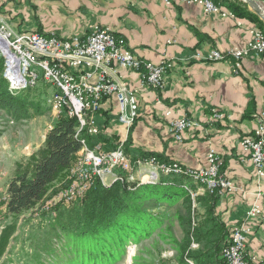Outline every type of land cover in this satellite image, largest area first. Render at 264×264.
I'll return each mask as SVG.
<instances>
[{"label": "crops", "instance_id": "obj_1", "mask_svg": "<svg viewBox=\"0 0 264 264\" xmlns=\"http://www.w3.org/2000/svg\"><path fill=\"white\" fill-rule=\"evenodd\" d=\"M0 18L17 31L64 39L85 37L95 26L109 27L137 57L156 64L171 62L160 89L142 84L139 72L123 69L120 80L138 92V117L127 128L119 121L116 97L105 98L96 114L101 132L91 141L112 150L108 144L117 140L133 159L154 153L161 161L192 168L207 167L208 154L215 150L221 171L237 187L217 193L216 215L228 228L249 227L247 256L264 262V179H258L250 154L241 145L243 137L254 133L257 116L264 110V56L243 57L238 70L233 56L218 61L194 56L243 48L260 27L247 18L208 12L190 0H0ZM217 112L223 117H216ZM183 117L197 124L186 128L179 140L171 122ZM101 136L103 142L97 140ZM172 176L160 174V181ZM191 188L198 196L207 194L194 181ZM253 204L262 212L248 218ZM206 206L198 201L200 219ZM164 208L169 214L174 211Z\"/></svg>", "mask_w": 264, "mask_h": 264}, {"label": "trees", "instance_id": "obj_2", "mask_svg": "<svg viewBox=\"0 0 264 264\" xmlns=\"http://www.w3.org/2000/svg\"><path fill=\"white\" fill-rule=\"evenodd\" d=\"M211 1L239 18L253 21L264 31V20L245 1ZM2 71L0 61V109L16 119L30 117L31 109L41 114V104L31 96L33 89L12 94ZM78 125L76 117L61 115L46 133L44 145L28 163L18 165L6 191L5 216L10 222L0 234V261L17 230L20 214L36 207L54 181L76 162L82 147L81 137L76 136ZM168 175L173 176L137 186L120 180L106 185L97 178L77 202L57 204L46 230L31 240L34 250L26 252V264H116L126 254L129 243L139 244L164 224L174 222H178L183 236L177 238L168 226L166 238L175 244L177 264H187L189 258L201 264H224L222 249L231 237L232 228L216 215L217 194L208 192L199 196L198 201H205L207 206L205 215L197 220L192 178ZM169 206L174 208L170 214L164 208ZM193 241L199 243V248H191ZM247 258L250 264H264Z\"/></svg>", "mask_w": 264, "mask_h": 264}, {"label": "built area", "instance_id": "obj_3", "mask_svg": "<svg viewBox=\"0 0 264 264\" xmlns=\"http://www.w3.org/2000/svg\"><path fill=\"white\" fill-rule=\"evenodd\" d=\"M191 1L202 4L208 12L235 16L230 11H223L211 0ZM250 55L264 56V31L260 28L253 31L252 39L243 48L228 53L215 49L207 54L197 52L194 56L211 61L233 56L238 70L241 59ZM0 61L3 63V76L13 84H26V90L39 86L41 82L54 87L55 91L46 98L49 104L57 105V118L65 114L78 119L77 137L83 132L91 136L101 132L96 114L101 110L103 100L109 96H115L118 101L119 121L127 128L135 123L139 110L138 92L120 80L119 75L123 69L139 72L142 84L160 89L165 85L164 74L172 65L171 62L156 64L137 57L127 48L125 40L109 27L95 26L85 37L74 35L64 39L56 35L17 31L1 18ZM215 116L223 117L218 112ZM257 118L254 133L243 137L241 145L249 152L258 179L263 180L264 110ZM171 124L172 132L180 140L183 131L197 123L183 117ZM81 143L80 159L71 168L68 185L58 195L62 203L68 204L82 198L97 178L104 184L111 177H120V181L125 178L139 180L140 176H153V170L157 168L189 169L190 175L202 179L212 194L237 190L233 181L221 171L222 160L215 150L208 154L207 167L192 168L177 161H161L155 155L142 160L133 159L124 152L123 143L112 150H103L98 145L89 146L85 137H81ZM145 166L148 169L142 171ZM261 212V206L253 204L247 210V217L255 218ZM249 232L250 228L245 224L232 227L231 237L223 247L224 264H250L246 251ZM187 264L201 263L189 258Z\"/></svg>", "mask_w": 264, "mask_h": 264}, {"label": "rangeland", "instance_id": "obj_4", "mask_svg": "<svg viewBox=\"0 0 264 264\" xmlns=\"http://www.w3.org/2000/svg\"><path fill=\"white\" fill-rule=\"evenodd\" d=\"M256 1L264 12V3L260 2V0ZM246 3L249 5V8L254 11L253 5L248 1ZM224 10L225 9H223V11ZM7 82L10 92L14 95L26 90V87L16 90L12 89L10 81L7 80ZM54 91L55 88L45 82H41L39 86L33 88L31 96L36 102L41 104L43 110L41 114L34 113L31 109L32 115L30 117L16 119L11 114L0 109V132H2L0 136V234L4 226L10 222V218L7 219L5 216L4 203L7 199L6 191L8 183L16 175L18 165H25L28 163L31 156L44 145L46 133L52 128L50 126H52L57 119V105L49 104V99L46 98L47 95H51ZM84 136L89 146H96L91 141L90 137H86L85 132L80 135V137ZM97 140L103 142V137L101 136ZM119 144V141L115 140L113 143L110 142L108 147L116 149ZM81 151L82 147L78 152V158L72 167L76 166L78 163ZM124 152L126 153L125 148ZM140 159L142 160L141 157ZM71 168L67 173L54 181L47 196L36 207L20 214L17 230L12 236L10 244L0 261V264L27 263L28 259L24 257L26 252L32 253L34 250L31 240L35 239L36 235L45 231V228L48 227L50 219L54 216L55 207L60 203L58 195L60 191L65 189L70 181V176L72 175ZM171 170L166 172L162 170V168H157L153 170V176H140L139 180L125 178L123 182L137 186L144 183L159 182L160 174H179L192 178V180L200 186V189L204 190L206 193L209 192L206 189L205 184H202V179H197L196 176H191L189 169L174 168ZM150 177L154 179L153 182L148 181ZM117 180H120V177H111V180H105V184L109 185ZM191 193L194 200L193 205L195 217L199 220L200 214H198L197 211L199 196L196 191L191 190ZM78 200L79 199L68 204L75 203ZM168 226L177 238H182L183 232L178 222H174L172 225L164 224L152 237L143 239L139 244L133 242L129 243L126 254L116 264H177V250L175 244L171 238H166V230ZM191 248H199V243L193 241Z\"/></svg>", "mask_w": 264, "mask_h": 264}, {"label": "water", "instance_id": "obj_5", "mask_svg": "<svg viewBox=\"0 0 264 264\" xmlns=\"http://www.w3.org/2000/svg\"><path fill=\"white\" fill-rule=\"evenodd\" d=\"M245 2H250L253 5L254 11L264 20V12L261 10V6L256 0H243Z\"/></svg>", "mask_w": 264, "mask_h": 264}, {"label": "bare ground", "instance_id": "obj_6", "mask_svg": "<svg viewBox=\"0 0 264 264\" xmlns=\"http://www.w3.org/2000/svg\"><path fill=\"white\" fill-rule=\"evenodd\" d=\"M10 81V80H9ZM10 85H11V88L12 89H20V88H24V87H26V84H23V83H16V84H13V83H11V81H10ZM162 170H164V171H166V172H169L171 169H164V168H162ZM172 171V170H171ZM151 178V179H150ZM149 179H148V181L149 182H153L154 181V179H152V177H150ZM203 184V183H202ZM206 186V189L208 190V186L207 185H205ZM209 191V190H208Z\"/></svg>", "mask_w": 264, "mask_h": 264}]
</instances>
